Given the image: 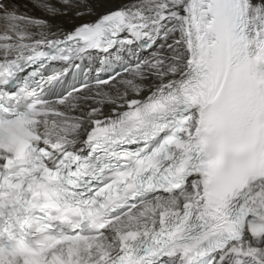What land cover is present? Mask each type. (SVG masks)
<instances>
[{"label": "snow or ice", "instance_id": "1", "mask_svg": "<svg viewBox=\"0 0 264 264\" xmlns=\"http://www.w3.org/2000/svg\"><path fill=\"white\" fill-rule=\"evenodd\" d=\"M29 6L0 0V264H264V0Z\"/></svg>", "mask_w": 264, "mask_h": 264}, {"label": "bare ground", "instance_id": "2", "mask_svg": "<svg viewBox=\"0 0 264 264\" xmlns=\"http://www.w3.org/2000/svg\"><path fill=\"white\" fill-rule=\"evenodd\" d=\"M16 2L20 5L21 11H31V8L29 6V0H16ZM113 3H118L120 0H112ZM73 21L67 20L65 23H72Z\"/></svg>", "mask_w": 264, "mask_h": 264}]
</instances>
